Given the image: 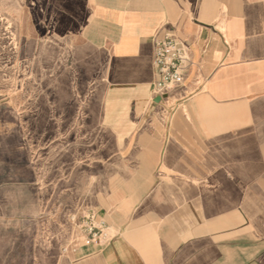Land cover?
I'll return each mask as SVG.
<instances>
[{"label": "crops", "instance_id": "obj_1", "mask_svg": "<svg viewBox=\"0 0 264 264\" xmlns=\"http://www.w3.org/2000/svg\"><path fill=\"white\" fill-rule=\"evenodd\" d=\"M89 1L119 182L92 210L111 240L83 232L69 263L264 264V0ZM168 36L190 63L161 96L154 41Z\"/></svg>", "mask_w": 264, "mask_h": 264}, {"label": "rangeland", "instance_id": "obj_2", "mask_svg": "<svg viewBox=\"0 0 264 264\" xmlns=\"http://www.w3.org/2000/svg\"><path fill=\"white\" fill-rule=\"evenodd\" d=\"M90 17L89 0H0V264H70L84 215L117 194Z\"/></svg>", "mask_w": 264, "mask_h": 264}, {"label": "built area", "instance_id": "obj_3", "mask_svg": "<svg viewBox=\"0 0 264 264\" xmlns=\"http://www.w3.org/2000/svg\"><path fill=\"white\" fill-rule=\"evenodd\" d=\"M189 63L190 51L184 43L169 36L155 40L153 66L159 79L154 92L162 96L180 86ZM81 226L89 243H106L112 238L108 222L93 211L84 215Z\"/></svg>", "mask_w": 264, "mask_h": 264}, {"label": "water", "instance_id": "obj_4", "mask_svg": "<svg viewBox=\"0 0 264 264\" xmlns=\"http://www.w3.org/2000/svg\"><path fill=\"white\" fill-rule=\"evenodd\" d=\"M156 101L158 102L159 101V98H157Z\"/></svg>", "mask_w": 264, "mask_h": 264}]
</instances>
